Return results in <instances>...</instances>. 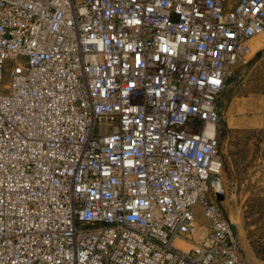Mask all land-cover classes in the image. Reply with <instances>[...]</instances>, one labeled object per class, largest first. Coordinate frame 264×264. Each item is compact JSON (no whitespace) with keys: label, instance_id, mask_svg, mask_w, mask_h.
<instances>
[{"label":"built area","instance_id":"1","mask_svg":"<svg viewBox=\"0 0 264 264\" xmlns=\"http://www.w3.org/2000/svg\"><path fill=\"white\" fill-rule=\"evenodd\" d=\"M263 29L264 0H0V264H245L218 99Z\"/></svg>","mask_w":264,"mask_h":264},{"label":"rangeland","instance_id":"2","mask_svg":"<svg viewBox=\"0 0 264 264\" xmlns=\"http://www.w3.org/2000/svg\"><path fill=\"white\" fill-rule=\"evenodd\" d=\"M248 45L246 62L239 60L232 67L218 99L223 161L218 199L223 212L232 220L243 262L264 264V123L237 124L234 119L238 114L255 113L251 101L264 95V32L253 35ZM235 99L246 102L244 112L231 108ZM198 222L196 233L204 230L200 213Z\"/></svg>","mask_w":264,"mask_h":264},{"label":"crops","instance_id":"3","mask_svg":"<svg viewBox=\"0 0 264 264\" xmlns=\"http://www.w3.org/2000/svg\"><path fill=\"white\" fill-rule=\"evenodd\" d=\"M241 100L239 99L232 100V103L230 106L236 112L242 113L246 110V102L241 101ZM244 100L246 99L244 98ZM251 102H253L251 103V106L255 107L256 112L253 114L242 113V114H238L237 116L235 115L234 119H235V122H237V124L238 123L242 124L241 122H248L254 126H261L264 123V95H262L261 97L254 98ZM218 107H219V104H218ZM219 112H220V109H219ZM220 115H221V112H220Z\"/></svg>","mask_w":264,"mask_h":264},{"label":"bare ground","instance_id":"4","mask_svg":"<svg viewBox=\"0 0 264 264\" xmlns=\"http://www.w3.org/2000/svg\"><path fill=\"white\" fill-rule=\"evenodd\" d=\"M264 32V29L261 31V33ZM182 243V242H181Z\"/></svg>","mask_w":264,"mask_h":264},{"label":"trees","instance_id":"5","mask_svg":"<svg viewBox=\"0 0 264 264\" xmlns=\"http://www.w3.org/2000/svg\"><path fill=\"white\" fill-rule=\"evenodd\" d=\"M218 137H219V131H218Z\"/></svg>","mask_w":264,"mask_h":264},{"label":"water","instance_id":"6","mask_svg":"<svg viewBox=\"0 0 264 264\" xmlns=\"http://www.w3.org/2000/svg\"><path fill=\"white\" fill-rule=\"evenodd\" d=\"M220 194H218V197H219Z\"/></svg>","mask_w":264,"mask_h":264}]
</instances>
